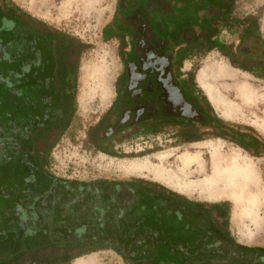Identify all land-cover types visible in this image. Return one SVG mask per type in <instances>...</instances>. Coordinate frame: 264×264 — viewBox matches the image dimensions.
<instances>
[{
  "label": "flooded vegetation",
  "instance_id": "1",
  "mask_svg": "<svg viewBox=\"0 0 264 264\" xmlns=\"http://www.w3.org/2000/svg\"><path fill=\"white\" fill-rule=\"evenodd\" d=\"M244 1L116 0L109 31L116 40L122 68L107 109L87 128V145L117 156L121 153L117 149L126 144L141 145L148 150L168 144L190 145L203 138L232 137L251 156L264 154V141L247 130H237L220 122L207 108L205 99L198 96L194 79L189 73H182V63L191 53L219 51L220 46L230 64L233 60L234 65L247 67L264 79V70H254L255 59L262 49L254 53V40L246 35L258 25L256 31L263 37L258 18L254 13L236 12L237 5ZM32 21L31 64L24 63L14 73L0 76V83L20 98H25V93L19 91L17 81L21 84L39 81L42 85L39 99L33 102L28 115L12 121V111L6 123L0 122V196L2 192L12 203L11 210H6L12 216L2 219L0 205V222L32 230L48 227L53 237L73 244L92 246L104 238L130 243L131 252L127 251L126 256L118 253L126 264H147L142 260L136 262L149 254L136 251L135 243L158 242L162 250L196 252L174 240V231L170 228L161 227L158 232L148 228L136 230L138 223L144 224L133 219L136 217L132 211L136 207L134 201L138 197L123 183L143 178L81 181L58 177L48 170L50 149L70 121V110L65 109L70 91L62 93L61 89L71 79L76 52L73 48H63L69 41L65 32H55L38 20ZM223 31L233 38L222 40ZM212 41L217 46L210 48ZM7 55L0 53L1 61L9 60ZM13 79L15 83L11 82ZM62 96L65 104L60 101ZM24 102L27 103L26 98ZM22 161L29 166L21 168ZM4 172L8 177L1 179ZM228 205L220 203L216 208L217 214L223 215L220 220L225 217ZM125 226L132 230L121 232L120 227ZM211 238L208 235V242ZM216 239L218 242L213 240L210 250L214 252L216 247L215 251L223 254L227 247L231 248L238 259L234 264H264V245L238 242L229 227L221 228ZM79 250L73 247L71 252L75 254ZM226 260L222 263L230 264Z\"/></svg>",
  "mask_w": 264,
  "mask_h": 264
},
{
  "label": "rangeland",
  "instance_id": "2",
  "mask_svg": "<svg viewBox=\"0 0 264 264\" xmlns=\"http://www.w3.org/2000/svg\"><path fill=\"white\" fill-rule=\"evenodd\" d=\"M9 1L14 2L36 20L43 21L67 33L79 44L84 45L74 59L77 69L74 94L73 97L72 95L70 96L72 115L67 128L61 132L58 140L50 149L47 165L50 172L58 177L65 179L76 178L81 181L95 178L127 179L141 177L161 185L165 189L175 191L188 199L206 203L225 201L229 204V231L232 237L243 244L264 245V204L258 211L259 217L263 220V224L258 230L247 219L233 222L231 220L234 210L232 201L225 197L209 199L208 194L210 192L201 184L205 176L195 173V170H198L197 166L190 167L189 171H191V174L179 170L181 167L177 157L185 151H190L193 154L202 156L208 168L207 173H210L212 152L208 147H191V144L171 146L168 144L147 150L141 145L131 147L126 144L118 148L117 150H120L121 153L114 156L99 152L94 147L87 145L85 141L87 128L93 125L97 118L107 109L114 93L116 79L122 68L116 40L113 37H104V30L109 26L114 15L116 0ZM237 6L236 12L242 14L254 13L256 15L264 37V0H245ZM23 20L27 24H34L30 19L23 18ZM11 22L8 23L6 19H1L0 14V53L6 52L8 54V66L21 68L24 63L31 61L33 55L29 53L30 44L26 46L21 37V34L26 32L18 24L10 28L9 25L13 24ZM220 38L228 41L233 36L223 31L220 33ZM235 39L236 37H234ZM26 50L27 53H25ZM211 59H224L227 61L226 57L217 49L206 50L197 54L191 53L188 59L182 63V73H189L194 79V89L198 91V96L205 99L207 108L220 122L237 130H247L248 133H252L256 138L264 141V105L260 108L257 105L253 106V104L244 103L243 92L239 94L236 92L223 94L213 91V94H210L201 86L199 73L205 62ZM230 65L241 72L247 73L251 77L250 82L255 87L257 86L256 88L260 90V93L264 92L263 78L257 77L249 71L242 70L232 64ZM11 82L15 83V79ZM17 82L19 83L17 88L25 93L23 96L26 98L27 103L24 102L25 98L17 97L3 87L4 83H0V122L2 123H6L10 119L9 116L12 111V121L17 120L18 116L28 115L33 107V102L39 99L38 91H40L42 86L39 81L35 84L34 82L33 84H21L20 80ZM216 99L219 100L217 106L215 105ZM202 140H211L215 147L218 148L219 154L223 156L229 155L235 149L241 150L245 154L253 155L244 150L237 143V140L232 137L203 138ZM142 148L146 150L144 151ZM170 150H174L177 155H171L161 162L154 157L159 152ZM255 156L259 159L261 187L264 189V154ZM145 158L149 161L148 167L140 170H129L132 163H140ZM251 230L254 232L252 239L249 237ZM180 243L182 242L180 241ZM1 252L2 248L0 246V256ZM70 264L126 263L113 249L105 248L84 253L79 258L72 260Z\"/></svg>",
  "mask_w": 264,
  "mask_h": 264
},
{
  "label": "trees",
  "instance_id": "3",
  "mask_svg": "<svg viewBox=\"0 0 264 264\" xmlns=\"http://www.w3.org/2000/svg\"><path fill=\"white\" fill-rule=\"evenodd\" d=\"M0 14L1 19H6L8 23L12 21L11 23L13 24L9 25L10 28H12L11 26L15 27V25L18 24L20 28L24 29L26 33L21 34L22 40L25 42L26 46L31 44L32 41L30 42V40L33 33L32 26L27 24L23 18L36 20L35 18L9 0H2L0 2ZM38 22L55 32L63 33V31H58V29L43 21L38 20ZM256 29H258V25L254 26L250 34L247 33L246 35L254 40V48L252 47L253 50H256L254 53H258V50L262 49L259 53V57L255 59V65L257 63V68L254 69L262 71L264 70V38L258 31H256ZM66 35L68 34L66 33ZM104 37H112L109 31V26L104 30ZM68 38V45H66L67 47L63 45V48H73L77 55L84 45L79 44L78 41L70 35H68ZM216 44V42L212 41V47H209L213 48L214 46H217ZM53 48L55 50L56 45ZM217 48L222 54H225L220 46ZM233 62L234 61L231 60V63L234 65ZM0 63L2 65L0 68V76L9 75L17 70L15 66L7 65V59H3L2 61L0 59ZM234 66L245 71H251V69H248L247 67H241L239 65ZM71 68L73 69V74L70 76L71 79L68 81L67 85L61 89L62 93L66 92V90L70 91L68 105L65 106V109L70 110L68 111L70 116L72 115L70 96L72 95L73 97L74 94L77 69L76 63H74ZM250 73H252V71ZM3 87L7 88V91H10L6 84H3ZM60 101L65 104V98L63 96ZM234 140L237 139L234 138ZM237 143L244 148V146L238 141ZM43 163H46V157L43 158ZM22 164L23 166L21 168H25L24 165L29 166L28 163H24L23 161ZM5 171H7V169ZM7 177L8 174L6 172L1 175V179ZM123 185L132 190L138 197V201H134L136 207H134L133 209L135 210L132 211L136 214V217L133 219L141 220L144 224L141 225V223H138L139 225L136 227V230L141 231L148 228L158 232L161 227H165V229L170 228V230L174 231V240L177 242L181 241L182 244H185L187 250H196V252L193 251L191 254H187L186 252H176L175 250L169 251L168 248L162 250V244L160 245L158 242L153 245L135 243L133 247L136 251L139 250V253L144 252L145 254H149V256L137 259L136 262L142 260L147 264H224L222 262L227 259V263L234 264L238 261L237 254H233L231 252L232 249L229 247L223 251V254L217 253L215 250L218 248L216 247L214 249L212 248L214 252L210 250L212 241L217 240L216 238L220 236V229L223 228L226 230V228L229 227L228 209L222 220H220V217L223 215L217 214L216 211L219 204H224L226 203L225 201L206 203L188 199L175 191L165 189L161 185L145 179L132 178L123 183ZM0 198L1 219L3 217H9V215L12 216L11 212L9 213L6 211L9 209L11 210L12 203L9 201V198H7L5 194H2V192ZM146 212L149 213V215H146ZM5 225L1 221L0 246L2 252L0 256V264H70L72 258L99 249L112 248L117 253L125 256L127 251L128 253L132 251V245L130 243L124 244L105 241L106 238L102 239L100 242L93 243L92 246H88L87 244H73L66 239L63 240L59 237H53V234L48 227H45L42 230H32L29 229V227L16 228L13 225H10V223ZM120 229V231L124 233L129 229L130 231L132 230V228L126 226L120 227ZM208 235H212L210 242L207 240ZM122 246H125L126 248H121ZM73 247H78L80 250L73 254L71 252Z\"/></svg>",
  "mask_w": 264,
  "mask_h": 264
},
{
  "label": "bare ground",
  "instance_id": "4",
  "mask_svg": "<svg viewBox=\"0 0 264 264\" xmlns=\"http://www.w3.org/2000/svg\"><path fill=\"white\" fill-rule=\"evenodd\" d=\"M250 79L251 77L247 73L231 66L224 59L206 61L199 73L200 84L208 93L213 94L214 91L223 94L232 92L239 94L243 92L244 103L257 105L261 108L264 105V92L260 93V90L250 82ZM218 103L219 100L216 99L215 105L217 106ZM190 146L208 147L211 150L210 173H207L208 168L202 156L190 151H185L177 157L181 167L179 170L191 174L190 167L197 166L198 170L196 169L195 173L205 176L201 184L210 192L208 198L220 199L225 197L231 200L234 207L231 220L240 222L247 219L258 230L263 224L258 211L264 204L259 159H254L238 149L233 150L227 156L220 155L218 148L211 140L195 142ZM174 154L177 155L174 150H170L159 152L154 157L161 162ZM148 165L149 161L145 158L140 163H132L129 170H140L148 167ZM249 234L252 239L254 232L251 230Z\"/></svg>",
  "mask_w": 264,
  "mask_h": 264
},
{
  "label": "crops",
  "instance_id": "5",
  "mask_svg": "<svg viewBox=\"0 0 264 264\" xmlns=\"http://www.w3.org/2000/svg\"><path fill=\"white\" fill-rule=\"evenodd\" d=\"M203 141V140H202ZM247 153V152H246ZM248 154V153H247ZM249 155V154H248ZM249 156H251V155H249ZM252 158H254V159H256V157H253V156H251ZM258 159V158H257Z\"/></svg>",
  "mask_w": 264,
  "mask_h": 264
}]
</instances>
